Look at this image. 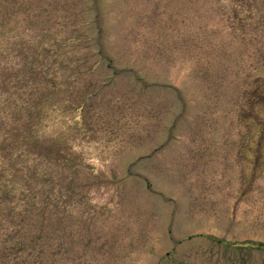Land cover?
I'll list each match as a JSON object with an SVG mask.
<instances>
[{
  "label": "rangeland",
  "instance_id": "1",
  "mask_svg": "<svg viewBox=\"0 0 264 264\" xmlns=\"http://www.w3.org/2000/svg\"><path fill=\"white\" fill-rule=\"evenodd\" d=\"M257 82L264 0H0V264H264Z\"/></svg>",
  "mask_w": 264,
  "mask_h": 264
},
{
  "label": "trees",
  "instance_id": "2",
  "mask_svg": "<svg viewBox=\"0 0 264 264\" xmlns=\"http://www.w3.org/2000/svg\"><path fill=\"white\" fill-rule=\"evenodd\" d=\"M256 81H260V78H256ZM264 82H257L258 85H256L257 89H253L252 94H247L243 99L245 102V108L242 110V122H244V126H246V131L242 133V148L245 151V158L248 159L250 162L252 161L255 152L259 150L263 154V148H264V103L260 96L264 95ZM263 85V89L262 86ZM260 90V91H259ZM251 93V90L248 91V93ZM30 113V110H28V114ZM41 122V120H39ZM38 122V123H39ZM35 121H33L32 118H27L26 119V124L23 127V130H27L30 132V137H26L21 139L20 142V157L23 159V166H25L27 169V173L32 175L33 169L30 168L29 162L27 163V150L24 147L26 146V139H34L37 141L40 139V136H35V133L33 131L34 127L36 128V125L38 124ZM33 128V129H32ZM38 138V139H37ZM46 151L45 156L49 157L50 156V151L53 153L54 150H44ZM25 152V153H24ZM256 152V153H257ZM32 153H34L32 151ZM24 167V168H25ZM32 172V173H31ZM27 176V175H26ZM29 178V175H28ZM27 178V179H28ZM27 186V185H26ZM22 193V192H21ZM23 195V193H22ZM28 204V201H27ZM257 246L264 247L263 242H255L254 243Z\"/></svg>",
  "mask_w": 264,
  "mask_h": 264
}]
</instances>
